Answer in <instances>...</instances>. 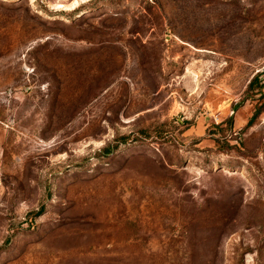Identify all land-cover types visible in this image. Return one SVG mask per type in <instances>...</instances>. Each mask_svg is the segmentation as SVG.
I'll return each instance as SVG.
<instances>
[{
	"label": "rangeland",
	"instance_id": "rangeland-1",
	"mask_svg": "<svg viewBox=\"0 0 264 264\" xmlns=\"http://www.w3.org/2000/svg\"><path fill=\"white\" fill-rule=\"evenodd\" d=\"M0 264H264V0H0Z\"/></svg>",
	"mask_w": 264,
	"mask_h": 264
}]
</instances>
